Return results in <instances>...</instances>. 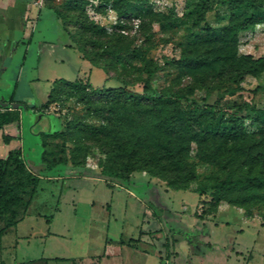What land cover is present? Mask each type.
Segmentation results:
<instances>
[{
	"label": "rangeland",
	"instance_id": "374dc122",
	"mask_svg": "<svg viewBox=\"0 0 264 264\" xmlns=\"http://www.w3.org/2000/svg\"><path fill=\"white\" fill-rule=\"evenodd\" d=\"M226 1H44L61 11L68 34L53 10L44 6L22 69L18 60L0 78V95L8 100L13 94L14 104L20 107L22 155L40 177L24 217L7 229L3 244H14L18 238V254L69 259L56 264H264V200L248 202L246 213L225 200L216 203L210 188L196 192L232 167L237 173L264 171V157L245 165L246 148L264 150V132L201 143L184 133L179 144L185 148H180L179 159L155 142L146 153L131 150L132 141L123 136L118 141L126 144L109 159L101 150L106 145L99 130L109 116L105 97L59 83L50 112L40 111L54 79L82 77L94 87L121 84L67 45L70 33L88 47L90 31L82 26L89 24L103 28L93 34L96 59L111 76L128 81L133 91L142 92L147 79L148 89L155 93L171 89L200 103H247L264 109V65L256 72L248 70L249 57L264 54V19L240 30L239 21L249 10L242 5L241 10L240 6L232 9ZM127 15L141 20L135 34L121 31L129 27L119 20ZM38 41L43 48L40 54ZM133 48L136 54L129 53ZM189 56L203 62L185 61ZM237 114L247 130L256 129L248 110ZM172 139L176 148L178 138ZM213 146H217L215 160ZM57 160L61 162L53 165ZM124 162L144 168L128 170ZM101 165L128 180L101 174ZM147 168L158 176L150 175ZM184 169L196 173L187 187L165 188L162 176L177 185ZM139 231L143 250L124 244L120 251L113 248L103 257L106 240L118 242L121 237L128 242Z\"/></svg>",
	"mask_w": 264,
	"mask_h": 264
},
{
	"label": "trees",
	"instance_id": "16d2710c",
	"mask_svg": "<svg viewBox=\"0 0 264 264\" xmlns=\"http://www.w3.org/2000/svg\"><path fill=\"white\" fill-rule=\"evenodd\" d=\"M226 2L232 9L240 6L239 10H241L242 5L249 10L239 21L238 29L240 30L246 29L249 23L257 19H264L262 0H227ZM46 6L53 10L61 21L64 31L68 34L65 17L61 11L54 5L47 4ZM123 13L126 14V11ZM82 27L84 28L83 31H90L89 39L86 41L89 46H83L78 37L69 33L72 46L77 48L82 58L88 60L93 66L102 68L106 76L117 79L121 84L118 86L94 87L88 80H83L82 77L73 80L57 78L52 81L46 100L42 103L41 108L48 107L55 100V92L59 89V83L73 85L80 90L87 88L92 93L105 97L109 103V116L99 130L103 134L102 140L106 145L101 150L107 155V158H114L113 152L129 140L132 141L130 144L131 150H142V153H146L150 144L155 142L159 148L167 150L168 153L179 159L182 150L180 148H185L184 145L179 144V139L182 138L184 133L189 140H196L201 143L223 136L234 139L236 136L255 130L264 132V109L247 103L225 105L218 102L214 104L200 103L187 97L182 92L171 89L155 93L148 89L147 79L142 83V92L129 89L127 85L130 83L128 81L118 76H111L107 67L96 59L98 52L93 51L92 48L97 40H93V34L103 28L96 24L83 25ZM215 31L217 30L215 29ZM136 52L135 48L129 51L131 54H136ZM184 60L195 63L203 62V59L193 56L184 58ZM249 60L248 70L256 72L261 65H264V54L249 57ZM152 72V70H149L148 73ZM8 100L9 102L15 101L13 94L9 96ZM183 101L188 108L185 109L182 106ZM2 104L0 103V129L6 124L18 122L20 118L18 108ZM238 110H248L251 113L249 118L255 124L256 129L252 131L246 129L243 119L237 114ZM123 136L126 137V141L119 142L118 137L123 138ZM130 136L134 138L130 139ZM173 137L175 140L178 138L176 148L174 147ZM12 138H15V136L4 132L1 134L4 143H8ZM216 147L213 146L211 150V156L214 160L216 158ZM246 149L245 153L248 157L245 161L246 166L255 162L257 158L264 157V150L251 152ZM121 157L124 159V156ZM60 162L61 160H57L53 162V165ZM124 164L128 166L127 162H124ZM50 167L48 163L45 164V168L49 169ZM101 167V174L105 176H112L120 181L128 180V177L119 171L107 169L103 165ZM143 168V166H128V170ZM144 170L152 176H158L152 169L147 168ZM195 176L194 170L184 169L181 181L177 185H173V181L169 178L162 176V179L167 187L184 189L187 187V181L194 179ZM39 180L40 177L26 164L20 147L11 148L4 157H0V222L2 223L0 233L9 227L15 226L25 214ZM205 188L211 189V198L216 203L225 200L228 204L243 207L247 213L246 204L248 202L255 199L264 200V171L237 173L236 167H232L225 176L221 177L216 174L213 182L198 186L196 192L201 194ZM43 259L47 260L46 258ZM53 259L69 260L63 257H54ZM34 262L30 261L26 264H34Z\"/></svg>",
	"mask_w": 264,
	"mask_h": 264
},
{
	"label": "crops",
	"instance_id": "0c3cea01",
	"mask_svg": "<svg viewBox=\"0 0 264 264\" xmlns=\"http://www.w3.org/2000/svg\"><path fill=\"white\" fill-rule=\"evenodd\" d=\"M44 6L46 5L43 4L41 7H37L33 5L32 0H0V78L4 77L7 71L9 69H12V66L15 65L14 63L15 62L18 63V60L20 61L19 68L20 70L22 69V63H23L22 61H24L29 54V50L31 48V41L33 37V30L36 28L38 22H40L41 20V15L42 13H44L42 12V8ZM61 29L64 31L62 24H61ZM67 45L74 47L72 46V42L68 43ZM42 50L43 48L41 42L38 41L39 54L41 53ZM14 102L15 101L9 102V100L4 99L3 95H0V103H3L2 105H4V103H7L10 107L20 109V107L16 106ZM40 111L42 113L50 112L48 110V107L40 108ZM2 132L15 136V138H12L8 143H4L1 139ZM18 136H19L18 122L6 124L2 129H0V157H4L7 154V151L11 148L14 147L21 148V145L18 140L19 139ZM164 186L165 188H168L166 185ZM23 217L24 214L22 218ZM19 221L15 226L18 225ZM1 226L2 223L0 222V227ZM10 228L11 227L7 229ZM7 229L4 230L2 233H0V264H17V263L26 264L30 261H35L34 264H56L58 261H60L53 259L54 257H58V256H44V257L40 256L36 258L35 257L28 258L27 256H23L22 254L16 253L15 247L18 243V238L14 239V244L11 241L8 242L7 244H3L2 242L3 235L6 233ZM127 239L128 242H126V240L121 237L119 238L118 242H112L111 240H106L103 248V257H108L109 251L113 248H116L117 251H120V249H122V246L124 244H127L135 251L143 250L142 248H140L141 247L140 245L143 242L142 237L140 236V231L138 232L137 238H127ZM13 246L14 249H12ZM5 248H7L8 250H4ZM172 250H174V252H177L175 251L174 248ZM43 258H46L47 260H44Z\"/></svg>",
	"mask_w": 264,
	"mask_h": 264
},
{
	"label": "built area",
	"instance_id": "2783aa9c",
	"mask_svg": "<svg viewBox=\"0 0 264 264\" xmlns=\"http://www.w3.org/2000/svg\"><path fill=\"white\" fill-rule=\"evenodd\" d=\"M45 0H32L33 5L41 7ZM122 23H128L129 27H122L121 31L125 34H135L139 30L141 20L137 16H126L119 19ZM50 107H48V110Z\"/></svg>",
	"mask_w": 264,
	"mask_h": 264
},
{
	"label": "water",
	"instance_id": "95a60500",
	"mask_svg": "<svg viewBox=\"0 0 264 264\" xmlns=\"http://www.w3.org/2000/svg\"><path fill=\"white\" fill-rule=\"evenodd\" d=\"M4 105H7V103H4Z\"/></svg>",
	"mask_w": 264,
	"mask_h": 264
}]
</instances>
